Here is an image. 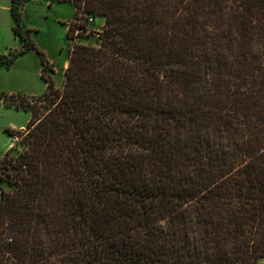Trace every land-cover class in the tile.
I'll return each instance as SVG.
<instances>
[{
  "label": "trees",
  "instance_id": "16d2710c",
  "mask_svg": "<svg viewBox=\"0 0 264 264\" xmlns=\"http://www.w3.org/2000/svg\"><path fill=\"white\" fill-rule=\"evenodd\" d=\"M48 1L75 5L69 38L105 24L62 87L38 51L47 88L14 103L0 264H260L264 0ZM17 2L0 66L37 50Z\"/></svg>",
  "mask_w": 264,
  "mask_h": 264
},
{
  "label": "rangeland",
  "instance_id": "374dc122",
  "mask_svg": "<svg viewBox=\"0 0 264 264\" xmlns=\"http://www.w3.org/2000/svg\"><path fill=\"white\" fill-rule=\"evenodd\" d=\"M16 6L22 11L24 31L34 41L37 50H29L21 55L12 67L0 68V159L10 147L18 145L20 135L17 130L25 129L31 118L29 110L15 108L14 103L23 97L38 96L47 88L46 81L42 78V58L38 51L44 52L48 59L46 74L54 79L57 86L62 87L70 47L74 42L97 45L98 34L105 24L103 16L94 17L87 22L89 29L83 36L79 37V30H76L71 34L73 38H69L67 31L76 13L73 3L54 1L49 6L48 0H18ZM16 38L19 40L17 46L2 54H13L22 49L24 42L18 36ZM21 125L24 126L20 128ZM9 128L18 135L14 141L12 132L7 130ZM10 186L9 181L0 180V197L1 189H8ZM260 264H264V259Z\"/></svg>",
  "mask_w": 264,
  "mask_h": 264
},
{
  "label": "crops",
  "instance_id": "0c3cea01",
  "mask_svg": "<svg viewBox=\"0 0 264 264\" xmlns=\"http://www.w3.org/2000/svg\"><path fill=\"white\" fill-rule=\"evenodd\" d=\"M12 4L13 0H0V54L7 52L11 47H16L19 43L13 29L15 20L12 15ZM0 68H5V66H0ZM22 126L24 125L20 128Z\"/></svg>",
  "mask_w": 264,
  "mask_h": 264
},
{
  "label": "built area",
  "instance_id": "2783aa9c",
  "mask_svg": "<svg viewBox=\"0 0 264 264\" xmlns=\"http://www.w3.org/2000/svg\"><path fill=\"white\" fill-rule=\"evenodd\" d=\"M11 135H12L13 141L18 138V135L17 134H11Z\"/></svg>",
  "mask_w": 264,
  "mask_h": 264
}]
</instances>
